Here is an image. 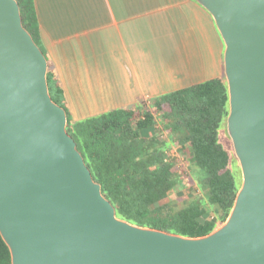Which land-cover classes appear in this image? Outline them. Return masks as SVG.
<instances>
[{"label": "water", "instance_id": "95a60500", "mask_svg": "<svg viewBox=\"0 0 264 264\" xmlns=\"http://www.w3.org/2000/svg\"><path fill=\"white\" fill-rule=\"evenodd\" d=\"M224 44L242 179L226 221L186 237L116 216L52 100L47 59L0 0V235L11 264H264V0H197Z\"/></svg>", "mask_w": 264, "mask_h": 264}, {"label": "crops", "instance_id": "0c3cea01", "mask_svg": "<svg viewBox=\"0 0 264 264\" xmlns=\"http://www.w3.org/2000/svg\"><path fill=\"white\" fill-rule=\"evenodd\" d=\"M39 44L74 121L223 76L197 0H32Z\"/></svg>", "mask_w": 264, "mask_h": 264}, {"label": "trees", "instance_id": "16d2710c", "mask_svg": "<svg viewBox=\"0 0 264 264\" xmlns=\"http://www.w3.org/2000/svg\"><path fill=\"white\" fill-rule=\"evenodd\" d=\"M16 1L23 26L46 56L38 40L33 1ZM47 63L48 92L53 101L64 107L66 130L75 140L92 178L100 184L102 195L114 206L116 216L186 237L210 233L217 220L213 216L207 218L197 200L180 208L169 205L163 212L150 208L177 188L180 177L170 162H162L159 149L152 150L158 141L147 137L146 132L155 124V111L167 104L170 111L165 116V130L181 133V152L188 157V166L202 187L209 189L211 205L230 210L239 179L233 152L220 140V127L228 114L224 74L161 95L150 108L141 102L74 121L48 59ZM153 160L159 165L151 166ZM0 264H11L9 248L1 235Z\"/></svg>", "mask_w": 264, "mask_h": 264}, {"label": "rangeland", "instance_id": "374dc122", "mask_svg": "<svg viewBox=\"0 0 264 264\" xmlns=\"http://www.w3.org/2000/svg\"><path fill=\"white\" fill-rule=\"evenodd\" d=\"M169 111L170 107L167 104H161L159 106V109H157L154 114L155 124L148 130V132H146V136L157 139L156 141H158V144L154 145L152 150H160L162 162H170L172 170L180 177V181L177 188L170 192L165 198L151 205L150 208L163 212L164 208L169 205H175L180 208L188 206L191 202L197 200L199 202L198 207L205 211V216L207 218H211L212 216L216 218L217 224L213 229L215 230L226 221L231 209L228 210L226 207L221 208L219 206L214 207V205H211L212 200L210 199L209 189H204L202 187V184L198 181L196 175L194 172H191V169L188 166V157L181 152L179 143L181 133H170L165 130L167 129L165 126V116ZM220 140L233 152L232 160L238 173L240 187L242 174L238 160L232 148L231 139L226 130V119L220 127ZM150 164L151 166H157L159 165V162L153 160ZM130 223L137 225L135 222Z\"/></svg>", "mask_w": 264, "mask_h": 264}, {"label": "built area", "instance_id": "2783aa9c", "mask_svg": "<svg viewBox=\"0 0 264 264\" xmlns=\"http://www.w3.org/2000/svg\"><path fill=\"white\" fill-rule=\"evenodd\" d=\"M153 101H154V99L147 97V98L143 99L142 103L145 107L150 108L153 104Z\"/></svg>", "mask_w": 264, "mask_h": 264}]
</instances>
